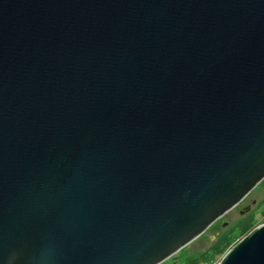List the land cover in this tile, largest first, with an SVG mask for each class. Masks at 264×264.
Wrapping results in <instances>:
<instances>
[{
    "label": "water",
    "instance_id": "1",
    "mask_svg": "<svg viewBox=\"0 0 264 264\" xmlns=\"http://www.w3.org/2000/svg\"><path fill=\"white\" fill-rule=\"evenodd\" d=\"M263 178L264 0H0V264H157Z\"/></svg>",
    "mask_w": 264,
    "mask_h": 264
},
{
    "label": "rangeland",
    "instance_id": "2",
    "mask_svg": "<svg viewBox=\"0 0 264 264\" xmlns=\"http://www.w3.org/2000/svg\"><path fill=\"white\" fill-rule=\"evenodd\" d=\"M263 200L264 184L258 183L247 193V195L238 204L230 208L226 213L222 215V220L224 223L222 229H225L227 226L232 225L242 214H244V212L251 209L254 210V225L264 222ZM246 206L247 208H245ZM214 237L215 236L211 233L210 229L207 228L203 233L183 245L176 252H174L173 254H171L170 256H168L157 264H183L184 257L187 254L197 253L201 250H204L209 246L211 240L214 239ZM240 237L241 236H238L237 238L235 237L236 239H234V242L237 241ZM221 256L222 254L215 255L212 260L208 261L205 264H214L220 259Z\"/></svg>",
    "mask_w": 264,
    "mask_h": 264
},
{
    "label": "trees",
    "instance_id": "3",
    "mask_svg": "<svg viewBox=\"0 0 264 264\" xmlns=\"http://www.w3.org/2000/svg\"><path fill=\"white\" fill-rule=\"evenodd\" d=\"M264 184V178L259 182ZM264 201V200H263ZM254 210L244 212L232 225L224 226L222 216L213 221L208 229L215 236L209 246L197 253L187 254L183 264H205L215 255L223 254L238 236L245 234L254 225ZM211 237V236H209ZM236 237V238H235Z\"/></svg>",
    "mask_w": 264,
    "mask_h": 264
},
{
    "label": "flooded vegetation",
    "instance_id": "4",
    "mask_svg": "<svg viewBox=\"0 0 264 264\" xmlns=\"http://www.w3.org/2000/svg\"><path fill=\"white\" fill-rule=\"evenodd\" d=\"M247 207V206H246Z\"/></svg>",
    "mask_w": 264,
    "mask_h": 264
}]
</instances>
